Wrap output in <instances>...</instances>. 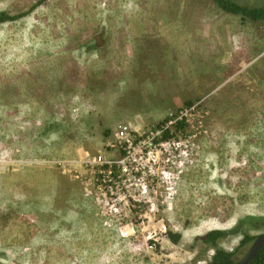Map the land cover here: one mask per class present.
Instances as JSON below:
<instances>
[{
	"label": "rangeland",
	"instance_id": "374dc122",
	"mask_svg": "<svg viewBox=\"0 0 264 264\" xmlns=\"http://www.w3.org/2000/svg\"><path fill=\"white\" fill-rule=\"evenodd\" d=\"M0 11L25 13L0 23V264H199L214 248L197 236L234 230V251L264 233V22L210 0Z\"/></svg>",
	"mask_w": 264,
	"mask_h": 264
},
{
	"label": "trees",
	"instance_id": "16d2710c",
	"mask_svg": "<svg viewBox=\"0 0 264 264\" xmlns=\"http://www.w3.org/2000/svg\"><path fill=\"white\" fill-rule=\"evenodd\" d=\"M215 5H217L221 10L226 13L234 14L240 16L244 20H249L253 22H264V5H251L240 0H210ZM41 3V2H39ZM25 16V13L12 15L6 11H0V23L16 20L20 17ZM177 128H183L185 125L184 121H176ZM171 130L164 131V140H167L171 136ZM229 232H234V230H222L213 229L206 232L203 235L197 236L196 240L201 241L206 246L214 248V253L211 257V261L215 263L231 264L238 260L241 247L244 249L249 243H252L256 236H251L250 234H244L243 239L240 242L239 247L234 251H228L225 248L219 247L218 242L220 239L227 236ZM172 241L178 242L180 236L179 234H170ZM242 248V249H243ZM248 248V247H247ZM245 249V251L247 250ZM250 264H264V245L261 247L255 258Z\"/></svg>",
	"mask_w": 264,
	"mask_h": 264
},
{
	"label": "built area",
	"instance_id": "2783aa9c",
	"mask_svg": "<svg viewBox=\"0 0 264 264\" xmlns=\"http://www.w3.org/2000/svg\"><path fill=\"white\" fill-rule=\"evenodd\" d=\"M116 136H117L118 141L120 143H122V145L124 143L125 144L124 146L127 149V155H126V157L124 159L118 161L119 164L120 165L122 164V166H123V170H124L123 171V174L124 175H126V174L129 175L132 169H135L136 171H138V168L137 167L135 168L133 166V163L136 162L137 159L136 158H133L131 160H130V158L128 159V157L130 155H132V152H133L132 150L134 149V147L132 146V144L134 142H133V139H131L129 137L130 135H129V132H128V127L127 126L121 127L120 130L117 131ZM181 144H183V142L181 140L178 141L175 138V139H172L171 141H164L162 143H159V146L165 147V146L168 145L170 147L171 146H174L175 148H178V147L181 146ZM141 146H142L141 147L142 148V151H144V153H145V155L142 153L141 158H143L145 156L147 162L153 161V163H155L156 162V159H157V157H156V154L157 153L155 152L154 148L152 147V140H151V138L148 137V141L147 140H144L142 142V145ZM155 147H158V146L156 145ZM165 150H167L166 147H165ZM127 161H129V162L127 163ZM172 163H173L172 166L175 167V170L176 169L179 170L183 166L182 161H179V160H172ZM174 177L175 176L170 175V176L165 177V178H167L169 180V179L174 178ZM137 185H141V186L145 187V184H143V183H137ZM142 191L145 192L144 189ZM111 193H112V195H115V192L112 189H111ZM170 194H171V192L168 193V196ZM115 200H116V198H115ZM138 201H140V202L143 201L144 203L148 202V200H146L145 198H140V199H138ZM115 204L116 203H114V205ZM151 206H153V205H151ZM151 209H153V207Z\"/></svg>",
	"mask_w": 264,
	"mask_h": 264
},
{
	"label": "water",
	"instance_id": "95a60500",
	"mask_svg": "<svg viewBox=\"0 0 264 264\" xmlns=\"http://www.w3.org/2000/svg\"><path fill=\"white\" fill-rule=\"evenodd\" d=\"M263 245H264V233L256 236L255 240L252 242V244L247 249V251L238 260H236L234 263L231 264H250ZM199 264H224V263H215L212 261H208Z\"/></svg>",
	"mask_w": 264,
	"mask_h": 264
},
{
	"label": "flooded vegetation",
	"instance_id": "af4514ba",
	"mask_svg": "<svg viewBox=\"0 0 264 264\" xmlns=\"http://www.w3.org/2000/svg\"><path fill=\"white\" fill-rule=\"evenodd\" d=\"M252 244V243H251ZM250 247V246H249ZM243 247H241V249H242ZM244 250V249H243ZM240 253H241V250H240ZM240 253H239V255H240ZM241 257V256H240Z\"/></svg>",
	"mask_w": 264,
	"mask_h": 264
}]
</instances>
